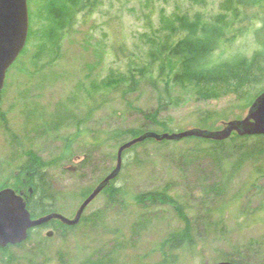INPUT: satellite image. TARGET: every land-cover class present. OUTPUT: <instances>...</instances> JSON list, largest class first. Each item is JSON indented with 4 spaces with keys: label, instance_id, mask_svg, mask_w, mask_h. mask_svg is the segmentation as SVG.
Returning a JSON list of instances; mask_svg holds the SVG:
<instances>
[{
    "label": "rangeland",
    "instance_id": "1",
    "mask_svg": "<svg viewBox=\"0 0 264 264\" xmlns=\"http://www.w3.org/2000/svg\"><path fill=\"white\" fill-rule=\"evenodd\" d=\"M224 1L99 0L92 13L81 12L60 42L52 43L46 37L48 0H29L32 37L8 70L2 91L0 188L13 187L20 165L31 152L49 163L68 149L75 160L66 158L48 170L57 212L74 217L82 202L80 192L96 187L117 165L120 144L110 134L143 126V113L158 103L150 87H141L125 100L110 89L92 94L91 82H101L111 72L124 70L132 58L145 55L148 46L143 34L150 32V23L160 26L162 12L200 13L210 20L223 12ZM239 2L250 7L248 22L240 24V36L219 51L220 57L249 55L258 47L256 29L263 22L254 15L259 10L257 1ZM177 95L178 103L161 116L174 119L176 131L203 128L198 118L206 111L220 113L222 120L215 129L248 113L249 107L239 106L233 95L200 100L190 89ZM96 104L100 106L94 109ZM80 120L84 122L78 125ZM78 132L82 135L65 149ZM91 132L107 137L97 151L85 141V133ZM194 147L184 142L148 143L130 152L115 182L123 194L113 198L110 191L102 192L87 207L84 224L75 229L47 227L34 233L14 249L13 264H28L30 259L33 264H163L161 243L184 224L172 206L145 209L135 196L167 184L198 224L195 247L183 250L170 264H215L228 255L264 264V209L258 210L264 201V177L255 179L252 164L232 176L234 157L223 163ZM219 185L224 191L214 192L212 188ZM49 230L55 231L52 237L46 235Z\"/></svg>",
    "mask_w": 264,
    "mask_h": 264
},
{
    "label": "trees",
    "instance_id": "2",
    "mask_svg": "<svg viewBox=\"0 0 264 264\" xmlns=\"http://www.w3.org/2000/svg\"><path fill=\"white\" fill-rule=\"evenodd\" d=\"M256 1L259 10L254 15L258 21L263 23L261 28L256 29V45L258 47L249 55L243 53L224 57L218 55L219 51L238 39V36H240L238 30H242L239 29L240 24L248 22L247 10L250 8L241 5L239 0H225L222 5L223 12L210 20L205 19L200 13L191 15L177 11L170 14L166 11L162 12L160 26L156 27L153 23H150L148 24L151 28L150 32L143 34V40L148 46L145 55L132 58L126 64L124 70L117 73L111 72L103 81L94 80L91 82L89 92L92 94H99L110 89L126 100L130 94L139 91L141 87H150L156 94L157 106L152 111L143 113L146 120L143 126L116 129L110 134V138L119 143L120 146L135 137L146 136L143 141L124 152V159L130 152L136 153L138 149L148 143H194L196 144L194 148H203L204 153L213 154L220 162L224 163L226 159L234 157L235 162L230 171L232 176L246 164H252L255 167V179L264 177V165H261L262 158H264V135L240 136L234 133L230 138L223 141L196 136L181 140L158 141L153 137V135L164 132H176V129L179 128L174 127V124H176L174 119H164L161 116L167 112L172 104L178 103L177 92L181 90L190 89L200 100L220 99L233 95L239 106L242 107H250L255 99L264 92V0ZM98 3L99 0H48L46 20L49 22L50 27L46 33L47 39L52 43H59L62 35L65 34L64 32L75 25L77 15L84 11L87 14L92 13ZM235 31L237 34H235ZM31 35L30 29L29 42ZM106 102L108 100L103 101L102 105ZM100 105L96 104L94 109ZM220 120H222L220 113L206 111L199 116L198 125L204 129L213 130ZM83 122L84 120L78 121V125ZM81 135V132L73 135L74 139H70L66 143L65 149H67V146L71 147L72 143ZM85 137V141L90 143L95 151L101 144H104L107 138L105 135L99 136L98 133L94 132L85 133ZM65 151L55 161L49 163L42 156L31 152L27 155L26 161L19 167L16 174L17 181L14 182L13 188L17 191L20 189L33 190V194L27 199V207L33 217L59 211L56 210L54 204L52 178L48 169L58 166L60 161L66 158L71 161L75 160V156L71 157L72 151L70 152L68 149ZM130 161L131 158L128 162L130 163ZM121 172L103 190L104 193L110 191L113 198L123 194V188L117 187L115 184ZM94 188L83 189L80 192L81 201ZM212 189L214 192L224 191L222 185L215 186ZM172 190V185L167 184L162 188L140 192L135 196L138 205L145 209L155 205L172 206L184 224L181 229L170 233L161 243L160 246L164 254L163 264L173 263L179 258V254L183 250L186 249L187 251L195 247V230L198 228L197 217L191 213L186 203L178 195L172 193ZM263 209L264 201L258 207L259 211ZM85 221V213L76 226H66L58 220H53L32 229L28 240L25 242L30 241L34 233L40 234L44 228L54 227L58 231H61L62 228L70 230L83 225ZM24 243L9 245L4 248L0 247V255L2 256L0 264H13L15 262L14 249L22 247ZM31 260L28 264H33ZM224 260L252 264L244 259H236L232 255L226 256ZM97 264H101V262L98 261Z\"/></svg>",
    "mask_w": 264,
    "mask_h": 264
},
{
    "label": "water",
    "instance_id": "3",
    "mask_svg": "<svg viewBox=\"0 0 264 264\" xmlns=\"http://www.w3.org/2000/svg\"><path fill=\"white\" fill-rule=\"evenodd\" d=\"M29 32V0H0V107L8 70L25 49ZM223 125L221 129L193 127L182 131L164 132L153 135V137L158 141L181 140L192 136L223 141L234 133L240 136L264 135V92L248 108V113L244 118L232 119L223 122ZM145 138L146 136L135 137L119 147L116 167L81 202L74 217H68L57 211L33 217L27 207V199L23 192H18L13 187L2 188L0 190V247L24 243L28 240L32 229L53 220H58L66 226L78 225L87 207L121 172L124 152ZM54 233V230H49L46 235L52 237ZM215 264L242 263L222 260Z\"/></svg>",
    "mask_w": 264,
    "mask_h": 264
},
{
    "label": "flooded vegetation",
    "instance_id": "4",
    "mask_svg": "<svg viewBox=\"0 0 264 264\" xmlns=\"http://www.w3.org/2000/svg\"><path fill=\"white\" fill-rule=\"evenodd\" d=\"M18 192H23L24 195L26 196V199H28V197L33 194V190L32 189H29L28 191L25 190V189L24 190L20 189Z\"/></svg>",
    "mask_w": 264,
    "mask_h": 264
}]
</instances>
